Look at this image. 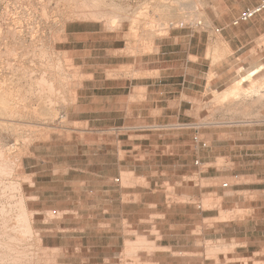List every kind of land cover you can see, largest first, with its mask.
<instances>
[{"label":"rangeland","instance_id":"obj_1","mask_svg":"<svg viewBox=\"0 0 264 264\" xmlns=\"http://www.w3.org/2000/svg\"><path fill=\"white\" fill-rule=\"evenodd\" d=\"M61 1L0 0V85L4 88L0 94L14 93L11 94L12 102L7 98L5 100L8 107L13 103V110L0 106V118H3L0 119V232H4L3 235L0 233L4 241L0 239V253L4 249L1 253L3 257L0 254V264H133L135 261L137 264H184L183 255L178 254L182 252L181 248L172 256L173 262L165 258L167 250L161 246L163 242H168L169 237L162 241V231L169 234L172 231L169 230L170 225L180 227L183 224L181 205L189 200L183 196L185 193L197 195L201 191L206 195L200 200H193V203L200 204L204 211V232L200 234L205 240L199 249L189 244L191 252H196L190 256L203 259L205 264H264V248L259 247L264 244L263 234H253L251 242L256 246L248 252L246 248L239 249L238 256L237 246L230 241L234 237L240 241L245 239V219L248 218L245 210L231 209L237 204L256 208L263 207L264 203H253L254 197L238 192L228 200L221 216L214 218L217 210H221V199L217 195H209L215 190L223 195L224 192L229 194V191L245 188L243 185L248 180L244 177H225L247 174V162H243L240 168L220 172L218 170L226 169L221 167L223 164L209 171L206 170L210 166L187 169L180 166L185 159L184 154L172 160L167 150L198 149L193 140L195 130L201 131L198 140L207 143L209 149H264L261 133L264 129V75L254 77L259 82L255 95L241 97L232 104L221 103L217 97L242 76L251 73L239 69L237 77L223 89H213L201 97L190 98L186 107L188 116L181 121L161 118L160 112H155L152 117L157 120L154 121L137 122L130 114L128 121L94 122L89 125L84 120L85 114L74 113L79 112L74 106L78 89L90 78L87 73L101 67L99 72L106 69V75L115 78L119 74L128 75V71L109 68L106 65L116 66L119 60L107 57L102 50L86 53L84 51L91 48L85 46L101 48L104 41L119 38L127 42L130 54H134L133 51L141 44L165 37L171 30L176 34L216 31L201 19L203 25L187 21L163 34L160 32L162 35L159 32L149 33L146 22L167 14L162 8L165 3L169 5L170 0H102L100 8L107 10L104 12L119 15L113 26L108 19L98 21L87 15L90 13L86 12H92L95 3H100V0ZM181 1V9L177 7L168 11L173 18L179 15L187 17L196 12L192 6L196 0ZM198 1L204 8L208 6L205 13L213 16L214 0ZM116 6L119 8L115 9ZM147 6L151 8V13L147 18L143 17L145 22L140 23L142 28L138 36L128 37L130 23L124 20L125 15H133ZM158 6L161 9L157 10ZM80 14L90 18L84 19ZM141 37L145 38L141 40ZM112 43L119 48L124 45L123 42ZM49 84L55 88V94L49 92ZM251 85V81L243 83L247 89ZM85 109L84 106L80 110ZM40 110L41 113L38 112ZM5 113L11 114L10 117ZM119 163L121 169H115L120 166ZM102 167L109 168L110 176H114L110 190L115 199L119 197V200L110 203L113 210L108 215H104L105 208L101 205L102 193L108 186L92 175ZM200 173L204 180L199 177ZM143 175L151 176L155 184L150 187ZM186 176L190 177L188 184L182 178ZM209 176L220 179L205 180ZM115 179L120 182H114ZM151 189L152 196L149 195ZM139 191L147 196L137 205L139 201L133 194ZM247 197L249 200L245 202ZM7 206L9 214L4 212ZM189 208L195 213L193 207ZM22 211L26 222L19 227L15 223ZM7 215L11 217L10 221L9 217L6 220L3 218ZM263 219L256 216L250 228L264 229ZM3 221L8 223L4 225ZM230 221L242 226L226 227L225 223ZM10 228L13 231L8 230ZM248 236L251 237V234ZM141 240L144 242L141 243ZM176 243L173 240L172 244ZM198 251L200 254H197Z\"/></svg>","mask_w":264,"mask_h":264},{"label":"crops","instance_id":"obj_2","mask_svg":"<svg viewBox=\"0 0 264 264\" xmlns=\"http://www.w3.org/2000/svg\"><path fill=\"white\" fill-rule=\"evenodd\" d=\"M262 1L214 0L213 16L207 12L206 17L209 21L207 26H212L213 31H216L217 34L210 31L176 34L174 30H171L165 37L156 38L144 45L141 44L133 51L134 54H130L129 50L131 49L127 42L119 38H116L115 41H104L107 44L104 43L101 48L85 46L91 48L86 49L84 51L86 53L102 50L107 53V57L118 59L119 62L116 66H106L124 69L128 71L129 76L119 74L118 77L109 78L106 75V69L99 72L101 67L88 72L90 78L82 84L77 92V103L74 109L79 112L74 113L85 114L84 120L89 125L94 122L128 121L130 114L135 116L133 119L137 122H148L153 119L152 116L155 112H160L161 118L181 121L185 116H188L186 107L189 106L190 98L201 97L200 95L213 89H223L237 77L239 69L243 68L247 72H252L262 68L258 75H264V10L249 21L235 25V21L243 13L257 8ZM204 9L206 12L208 6ZM112 42H123L124 45L119 48ZM130 48L133 50V47ZM81 51L79 50V52ZM130 75H134V77ZM84 106L86 107L85 111L80 110ZM119 115L123 116L119 117ZM154 120L157 119L154 118ZM200 132V130H195L193 133V140L198 149H185V151L167 149L172 160L175 156L184 154L185 159L180 165L182 168L188 169L196 166L201 169V167L210 166L206 170L209 171L210 168L223 164L221 167H226V169L218 170L220 172L240 168L243 162H247L246 167L249 169V172L244 176L225 177L229 179L244 177L248 180L243 185L245 188L229 191V194L224 192L223 195H220L218 190L209 194L217 195L221 199V210H217V215L214 218L221 216V211H225L224 206L229 202L228 200L232 196H236L238 192L244 193L243 195L249 196V198L254 197L255 199L251 201L253 203H264V149H209L207 143L198 140ZM261 133L264 136V129ZM203 143L206 146H203ZM105 165L108 167L107 164H102V166ZM118 165L120 166L114 168L119 170L121 163ZM109 171V168L102 167L92 174L100 182L106 184L105 186H108L107 190L102 193L101 199V205L105 208L104 215L110 214L113 210L110 203L119 200V197L115 199L111 194L110 189L113 186L114 176H110ZM202 175L200 173L199 177L204 180ZM143 176L150 187L155 184L151 176ZM182 178L187 180L188 184L190 177ZM217 178L220 179L218 176H209L205 180ZM114 182L119 183L120 180L115 179ZM152 194L151 189L149 195L152 196ZM133 195L136 196V201H139L137 205H140L147 196L142 191ZM203 195L206 194H203L202 191L197 195L185 193L183 197L189 200L181 205L183 224L180 227L170 225L169 230L172 231L169 234L162 231V241L169 237L168 242L166 244L163 242L161 246L167 250L165 256L167 260L173 262L172 256L177 253L175 252L177 249L181 248L182 252L178 254L183 255L184 264H205L201 258H192L190 255H195L196 252H191L189 248V244L192 243L195 249H199L200 244L205 240L204 236L200 234L201 231L204 232L202 229L205 221L204 211L200 204L193 203V200H200ZM249 198L247 197L245 202H248ZM239 201L241 202V200ZM189 207H193L195 213ZM232 209L231 211L245 210L248 217L245 219L247 228L245 239L240 241L234 237L230 240L237 246L236 256H238L239 249L246 248V252H248L256 246L251 242L253 234L264 235V229L250 228V224H253L256 216L264 217V213L260 214V212H264V206L254 208L237 204ZM235 222H226L225 226L230 228L242 226ZM159 230L162 229L159 228ZM248 234H251V237ZM173 240H176L177 243L172 244ZM179 241H181V245ZM259 247L263 249L264 244L262 243ZM197 254L200 252L198 251ZM133 264H137L136 261Z\"/></svg>","mask_w":264,"mask_h":264},{"label":"bare ground","instance_id":"obj_3","mask_svg":"<svg viewBox=\"0 0 264 264\" xmlns=\"http://www.w3.org/2000/svg\"><path fill=\"white\" fill-rule=\"evenodd\" d=\"M59 1H61V0H58V2ZM69 1V0H68ZM79 1V0H78ZM89 1V0H88ZM116 1H118V0H116ZM166 1H169V0H163V2H166ZM62 2V1H61ZM96 1H94V3H95ZM101 2H102V0H100V3L97 1L96 3H95V8H96V10H94L93 9V11L92 12H86V13H90V14H87V15H89L90 17H92V19H93V17L96 19V20H102L103 21V19H108V22L110 21L112 24H110V25H112L113 26V23H116L117 22V19L119 18V15L118 14H116V12H113V13H110L109 14V12L107 13V12H104V10H106V9H103L102 10V8H100L101 6ZM115 2V1H114ZM92 3V2H91ZM112 3V2H111ZM51 4H52V2H51ZM69 4V3H68ZM114 5H115V3H113ZM117 5V4H116ZM147 5H149V4H147ZM174 5V6H173ZM113 6V5H112ZM150 6V5H149ZM149 6H147V7H144L143 9H141L139 12L138 11H136L133 15H130V16H126L125 15V17H124V20L125 21H127L128 20V22L130 23V27H129V29H130V31L129 32H127V36L128 37H131V36H133V38L134 37H137L138 36V34H139V32H140V30H141V24L140 23H143V22H145L144 21V18L143 17H148V15L151 13L150 12V10H151V6L149 7ZM192 6H193V8L196 10V12L195 13H193V14H190V15H188L187 17H183V16H181V15H179V16H177V17H175V18H173L174 16L173 15H171V14H169V10L171 9V8H177V7H179L180 9L182 8V1L181 0H170V2H169V5H166V3H165V5L163 6V8H162V10L163 11H167V14H165L164 13V16L161 18V17H159V19H157V20H155L154 18L151 20H149V21H147L146 22V28L148 29H144V30H147L149 33H158L159 35H162L163 33H165V32H167L168 30H169V28H171V27H177V26H181V25H183V24H185L187 21L188 22H193V24H195L194 22H197V24L198 25H203L204 23H205V25H207L208 23H209V21H208V19H207V17H206V13H205V11H204V7H203V5H202V3L200 2V1H198V0H196V1H194V3L192 4ZM90 7H91V5H90ZM103 7V6H102ZM117 8H115V9H118L119 8V6H116ZM155 7H157V6H155ZM159 6H158V8H156L157 10H159ZM92 9V8H91ZM154 9V8H153ZM161 9V8H160ZM45 10H46V8H45ZM45 10H44V12H45ZM57 10V9H56ZM161 10V11H162ZM107 11V10H106ZM108 11H110V10H108ZM115 11V10H114ZM119 11H121V10H118V12ZM142 11V12H141ZM122 12V11H121ZM46 13H47V11H46ZM45 13V14H46ZM72 13V12H71ZM77 13V12H76ZM86 13H84V14H86ZM123 13V12H122ZM44 14V16H46ZM75 14V13H74ZM81 14H83V13H81ZM80 14V15H81ZM83 14V15H84ZM160 14H162V13H160ZM71 15V14H70ZM83 15H81L82 17H83ZM87 15H84V16H87ZM108 15H110V17H108ZM121 15V14H120ZM159 15V14H158ZM50 16V15H49ZM81 16H79V17H81ZM155 16H157V15H155ZM162 16V15H161ZM68 17V16H67ZM79 17H78V19H79ZM89 17V18H90ZM158 17V16H157ZM47 18V17H46ZM71 18V17H70ZM84 18V17H83ZM89 18H87V17H85L84 19H89ZM109 18H110V20H109ZM83 19V20H84ZM201 19H203L204 20V23L202 24V23H200L201 21ZM120 20H121V16H120ZM123 20V21H124ZM68 21V20H67ZM109 22V23H110ZM121 23H122V21H121ZM196 24V25H197ZM109 25V24H108ZM118 25H120V21L118 22ZM122 25V24H121ZM204 25V26H205ZM105 26V25H104ZM117 29V28H116ZM107 30V29H106ZM111 30V29H110ZM109 30V31H110ZM142 33H143V31H141ZM160 32H162V34H160ZM170 32V31H169ZM141 33V34H142ZM142 35H144V34H142ZM124 37H126V36H124ZM127 38V37H126ZM142 38H145V37H141L140 39L142 40ZM148 38V37H147ZM150 38V37H149ZM128 40H129V38H127ZM131 39V38H130ZM137 39V38H136ZM133 41V40H132ZM136 41H138V39L136 40ZM140 44V43H139ZM133 45H134V43H133ZM144 45V44H143ZM11 67H14V66H11ZM20 67V66H19ZM27 70V69H26ZM262 70V68H258V69H256L255 71H252L251 73H249L248 75H244V76H242L241 77V79L238 81V82H236V83H234L232 86H230L229 87V89H227L226 91H224V92H222L218 97H217V100L218 101H220L221 103H225V104H232L233 102H235V101H237V100H239L241 97H244V96H248V95H250V94H252V95H255L256 94V84L257 83H259V82H257L256 80H254V77L256 76V75H258L259 74V72ZM32 72V71H31ZM211 79V78H210ZM38 81H39V79H37ZM36 80V82H38ZM50 80V79H49ZM51 81V80H50ZM247 81H251V88L249 87V89H247V88H244L243 87V83H245V82H247ZM263 81V80H262ZM41 82V81H40ZM42 82H44V77H43V81ZM46 82V81H45ZM37 86H38V84H36ZM41 85H45V86H47L46 84H44V83H41ZM40 85V86H41ZM43 86H41V87H43ZM49 86V88H48V90H49V92L51 91V92H53L54 91V87H53V85L52 84H49L48 85ZM5 87V86H4ZM36 87V86H35ZM40 87V88H41ZM57 87V86H56ZM46 88V87H45ZM4 89V88H3ZM3 89H2V86L0 85V91L2 90L3 91ZM58 89V88H57ZM56 89V90H57ZM38 90H39V88H38ZM40 90H42V89H40ZM43 90H44V88H43ZM47 90V91H48ZM45 91V90H44ZM47 91H46V93H47ZM37 92V91H36ZM1 93V92H0ZM41 93H43V92H41ZM54 93V92H53ZM57 93H59V92H57ZM11 94H14V93H10V94H8V93H5L4 94V92H3V95H1L0 94V106L1 105H4L5 107L4 108H6V107H8L9 106V104H8V101L6 102L5 100H6V98L7 99H9V102L12 100V95ZM39 93L37 92V95H38ZM49 94V93H48ZM55 94V93H54ZM41 95H43V94H41ZM44 95H45V97H46V94L44 93ZM8 96H9V98H8ZM15 95H13V97H14ZM17 97V96H16ZM39 97H41L40 95H39ZM44 97V96H43ZM50 97H51V95H50ZM49 97V98H50ZM54 97H55V95H54ZM16 99H18V97L16 98ZM16 99H14V100H16ZM41 99V98H40ZM52 99H53V97H52ZM13 100V101H14ZM20 100V99H19ZM43 100V99H42ZM5 101V102H4ZM12 102V101H11ZM17 103H18V100L16 101ZM49 102V101H48ZM53 102V101H52ZM17 103L15 104V106L17 105ZM50 103H51V101H50ZM54 103V102H53ZM13 104V103H12ZM12 104H11V106L10 107H8V108H11V107H13L12 106ZM19 105V104H18ZM2 107V106H1ZM23 107V106H22ZM53 107V106H52ZM4 108H2V109H4ZM16 108H17V106H16ZM7 109V108H6ZM12 109V108H11ZM14 109V108H13ZM12 109V110H13ZM18 109V108H17ZM23 109H26L25 107H23ZM40 109H42V108H40ZM45 109V108H44ZM43 109V110H44ZM9 110V111H8ZM7 111L10 113V109H8ZM29 110H31V109H29ZM36 110V109H35ZM4 111V110H3ZM20 111V110H19ZM18 111V112H19ZM37 111V110H36ZM41 111L42 110H40V111H38V112H40L41 113ZM49 111V110H48ZM2 112V110L0 109V113ZM6 112V111H5ZM7 112V113H8ZM12 112V115L14 116V114H13V111H11ZM50 112V111H49ZM48 112V113H49ZM54 112V111H53ZM31 113H32V111H31ZM2 114V113H1ZM16 114V113H15ZM23 114V113H22ZM24 114H25V111H24ZM43 114V113H42ZM53 114V113H52ZM5 115H9V114H6L5 113ZM5 115H2V116H5ZM11 115V114H10ZM10 115H9V117H10ZM17 115V114H16ZM20 116V115H19ZM39 116V115H38ZM52 116V115H51ZM12 117V116H11ZM2 118V117H1ZM0 118V119H1ZM20 118V117H19ZM3 119V118H2ZM13 119V118H12ZM15 117H14V121H15ZM21 119V118H20ZM23 119V118H22ZM9 120V119H8ZM18 120V119H17ZM8 122V121H6V120H3V122ZM20 121V120H19ZM18 121V122H19ZM2 122V121H1ZM11 122H13V121H11ZM24 122V121H23ZM9 123H10V120H9ZM15 123V122H14ZM17 123V122H16ZM25 124V123H24ZM23 124V125H24ZM33 126H36V125H33ZM21 127V126H20ZM30 128H32V127H30ZM35 129V128H34ZM37 131V130H36ZM2 155V154H1ZM0 155V156H1ZM5 155V154H4ZM3 155V156H4ZM8 158V157H7ZM1 160H3V158L1 159ZM5 161H6V157H5ZM4 170H5V168H4ZM0 173H1V170H0ZM2 174V173H1ZM22 200V199H21ZM23 202V201H22ZM20 203V202H19ZM23 205V204H22ZM9 206V205H8ZM6 207V210L4 211V212H6L7 211V208H9L10 207V209H11V206H9V207ZM20 208V207H19ZM9 209V210H10ZM25 210V209H24ZM4 212L2 213L3 215H4ZM23 212V214L21 213V215H19L17 218V221H15V222H17V223H15V224H17L19 227L21 226V225H24L25 224V222H26V217H25V215H24V211H22ZM7 213H8V211H7ZM6 213V214H7ZM10 213V212H9ZM8 213V214H9ZM2 215V216H3ZM7 217H9L8 219H9V221H10V216H4L3 218L6 220L7 219ZM28 218V217H27ZM28 221V220H27ZM4 222V221H3ZM11 222H12V219H11ZM5 223L6 222H4V225H5ZM7 223H8V221H7ZM6 223V224H7ZM3 224V223H2ZM30 224V223H29ZM3 225V226H4ZM9 225V224H8ZM7 225V226H8ZM10 225H11V223H10ZM14 225V224H13ZM16 225V226H17ZM27 225V224H26ZM2 226V227H3ZM15 226V225H14ZM28 226V225H27ZM27 226H26V228H27ZM10 227V226H9ZM13 227V226H12ZM19 227H17V228H19ZM17 228H15L16 229V231H17ZM23 228V227H22ZM21 228V229H22ZM6 229H7V227H6ZM5 229V230H6ZM1 230H2V228H1ZM4 230V231H5ZM8 230H12V228H10V229H8ZM7 230V231H8ZM20 230V229H19ZM23 230H25V228H23ZM27 230H28V228H27ZM13 231V230H12ZM22 231V230H21ZM28 232V231H27ZM1 233V232H0ZM2 235L4 234V232H2L1 233ZM7 234V233H6ZM24 234H25V232H24ZM1 235V236H2ZM9 235V234H8ZM0 236V237H1ZM11 236V235H10ZM4 237V236H3ZM13 237V236H12ZM5 238V237H4ZM7 238V237H6ZM9 238V237H8ZM17 238V237H16ZM1 240H2V238H0ZM11 239H13V238H11ZM14 239H15V237H14ZM0 240V241H1ZM3 241V240H2ZM2 241L0 242V244L2 243ZM142 242L141 243H143L144 241L143 240H141ZM4 242V241H3ZM8 242H9V239H8ZM12 243V242H11ZM4 245L6 244V242L5 243H3ZM2 244V245H3ZM13 246L12 244H9V246ZM10 246V247H11ZM5 248V247H4ZM3 249V248H2ZM1 249V250H2ZM6 249H7V246H6ZM5 249V250H6ZM4 250V249H3ZM2 250V251H3ZM213 250V249H212ZM2 251H1V253H2ZM9 251V250H8ZM0 253V254H1ZM4 254V253H3ZM16 254V253H15ZM2 255V254H1ZM10 254H8L7 256H9ZM4 256H6V255H4ZM6 256V257H7ZM25 256V255H24ZM1 257H3V255L1 256ZM13 257V256H12ZM16 257V256H15ZM26 257V256H25ZM9 257H7V259H8ZM11 258V257H10ZM14 258V257H13ZM2 259V258H1ZM1 259H0V262H1ZM13 260V259H12ZM11 260V261H12ZM15 260V259H14ZM4 261H5V259H4ZM3 261V262H4ZM17 261V260H16ZM13 262V261H12ZM11 262V263H12ZM22 263V262H21Z\"/></svg>","mask_w":264,"mask_h":264},{"label":"built area","instance_id":"obj_4","mask_svg":"<svg viewBox=\"0 0 264 264\" xmlns=\"http://www.w3.org/2000/svg\"><path fill=\"white\" fill-rule=\"evenodd\" d=\"M264 10V0L261 2V4L253 9V10H248L245 13H243L236 21H235V25L241 23V22H247L250 19H252L255 15H257L258 13H260L261 11ZM203 146H206L205 143H203Z\"/></svg>","mask_w":264,"mask_h":264}]
</instances>
